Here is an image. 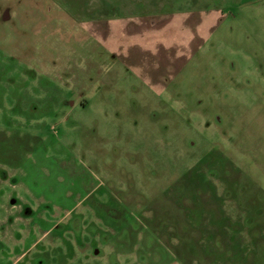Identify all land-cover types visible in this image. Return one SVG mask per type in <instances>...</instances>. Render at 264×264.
Here are the masks:
<instances>
[{"label": "rangeland", "instance_id": "obj_1", "mask_svg": "<svg viewBox=\"0 0 264 264\" xmlns=\"http://www.w3.org/2000/svg\"><path fill=\"white\" fill-rule=\"evenodd\" d=\"M0 264H264V0H0Z\"/></svg>", "mask_w": 264, "mask_h": 264}]
</instances>
